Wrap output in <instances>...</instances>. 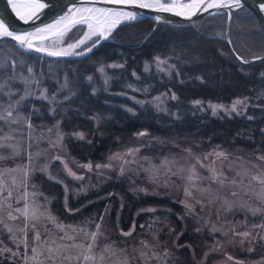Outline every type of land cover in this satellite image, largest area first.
Here are the masks:
<instances>
[{"label": "trees", "instance_id": "16d2710c", "mask_svg": "<svg viewBox=\"0 0 264 264\" xmlns=\"http://www.w3.org/2000/svg\"><path fill=\"white\" fill-rule=\"evenodd\" d=\"M83 30L84 26L73 28L62 44L74 41ZM223 35L224 15L219 13L176 24L153 25L147 19L124 23L108 40L79 59H49L0 41V53H9L7 65L9 61L13 65H0V105L3 94L14 87V79L31 69L37 95L20 99V109L31 114L27 123L55 126L62 133L55 164L64 162L67 170L85 177L84 166L90 163L92 169L110 175L103 182L94 180L90 192L64 201L58 180L37 175L39 188L49 198V208L58 219L67 221L105 211L112 236L128 238L149 219L143 209L161 207L166 210V220L180 231L179 241L196 240L188 222L183 221V226L172 217L177 211L175 202L154 195H134L122 179L115 177L113 167L95 166L111 163L114 160L109 161V157L115 151L135 145L146 154H176L180 148L173 147L171 141L192 142L200 149L218 146L240 151L241 155L264 152V59L238 63L222 40ZM228 37L239 57L264 55L260 25L246 8L230 13ZM157 58L165 61L160 64L164 71L156 66ZM101 66L103 72L99 71ZM172 94L177 99H171ZM158 96L165 97L162 111L152 105V98ZM234 98H246L247 105L241 114L229 117L198 115L189 105L194 99L228 102ZM140 132L147 135L138 136ZM128 232L131 235L123 234ZM179 250L173 248L175 257L182 255Z\"/></svg>", "mask_w": 264, "mask_h": 264}, {"label": "rangeland", "instance_id": "374dc122", "mask_svg": "<svg viewBox=\"0 0 264 264\" xmlns=\"http://www.w3.org/2000/svg\"><path fill=\"white\" fill-rule=\"evenodd\" d=\"M86 31L87 28L84 27L82 34L69 43H76ZM95 39L96 37H92L91 40L86 41V45ZM45 43L51 44L52 41L48 40ZM69 43L61 44L60 47H67ZM84 47L85 45H81L76 51H81ZM7 55L9 53H0V65H10L13 68L12 62L9 61L10 64L7 65L9 60ZM160 68L159 66V70L162 71L163 69ZM14 80L16 82L14 87L11 90L7 89V93L3 94L5 98L2 97L3 104L0 105V117L6 116L8 111L12 112V116L7 120L0 119V220L13 228L15 239H13V233H9L0 224V264H93L92 261H84L83 255L86 254L84 249L72 247L73 244H82L86 247L91 243L90 235L85 236L83 232H74L72 229H84L91 233L96 231V224H100V234L91 252V255L96 258L95 264H125V261L127 264H190L194 262L197 264H264V227H260L264 225V212L255 214L252 212V209L264 210V199L261 198L264 196V185L252 178L264 177V160L260 159L264 157V152L251 151L241 155L240 151L223 147L200 149L192 142L178 144L172 141L170 143L173 147L180 148L176 154H146L140 151L138 145L115 151L114 153L124 154L128 149H139L135 155L125 156L128 161L136 162L126 165L124 174L120 173V161L111 162L115 177L122 179L127 184V190L134 192V195H154L175 202L177 211L172 214V217L178 218L182 225L183 221L188 222L190 234L196 240L179 241L180 231L174 230V227L166 220V210L161 207L143 209V214L149 215L147 220L149 225L147 222L145 225L139 224V229L133 236L114 238L104 219V213L108 215L105 211L99 215L81 214L80 218L76 217L67 221L58 219L51 212L49 198L39 188L37 175L45 176L53 181L58 180L62 188L63 201L85 191L90 192L92 187H95L94 180L103 182L110 175L99 169L87 168V174L83 179H75L72 175L70 176L64 162L55 164L54 160L61 152L62 133L55 129V126L36 127L27 123V118L30 119L31 114H24L20 109L22 97L33 98L37 95V81L28 70L22 77ZM20 85L24 88L23 92H20ZM42 97L45 98V95ZM164 98V96L161 97L162 102L152 98V105L156 111H162ZM236 99L245 100V98H234L228 102H218L194 99L189 101V105L198 115L229 117L241 114L245 110L247 100L245 104L237 105L235 112L217 109L215 115L209 104L224 105L225 108L230 109ZM134 100L130 98L131 102ZM197 100L201 102L199 105L194 103ZM188 149H191V154L186 151ZM217 152H223L227 158L217 156ZM145 157L149 159H143ZM194 157H200L207 167L201 168L199 164H196ZM165 158L171 162L167 165L171 168V172L184 168L185 172L182 174L184 177L187 176L189 167L196 164L199 177L194 181L196 187H192L185 178L171 175L164 167H160L157 175L153 165L160 166ZM68 160V163L72 162L70 158ZM73 167L79 170L78 166L73 165ZM143 169H149V171L145 172ZM209 169L222 173L219 178L223 180L222 185L218 180L209 179L212 175ZM150 174L156 178L150 179ZM233 180L236 183L233 184ZM186 186L191 189L192 196H185ZM196 188L207 189V191L199 192ZM232 193L236 195L233 196ZM225 200L233 207L228 208ZM186 204H192L194 210L190 211ZM26 205L29 217L16 211L18 208L24 209ZM33 209L39 216V219L35 221L30 218ZM9 213L17 219H10ZM40 213L44 215L40 216ZM49 214L55 218L54 221L48 219ZM26 223L29 227L25 236L20 229H23ZM33 223L36 225L35 228L31 227ZM58 225H62L63 228ZM37 232L40 233L39 240L35 238ZM245 232L249 235H242ZM23 239L27 240V248L20 242ZM105 246H108L107 250ZM33 247L37 249L35 259L32 258ZM49 248L53 249L51 254L48 251ZM173 248L180 249L182 255L175 257ZM3 249H11V251ZM13 253L17 254L13 255ZM50 256H54L55 260L50 259ZM101 256L104 258L102 261Z\"/></svg>", "mask_w": 264, "mask_h": 264}, {"label": "snow or ice", "instance_id": "6c2138e0", "mask_svg": "<svg viewBox=\"0 0 264 264\" xmlns=\"http://www.w3.org/2000/svg\"><path fill=\"white\" fill-rule=\"evenodd\" d=\"M105 3L108 4H114V5H123V6H138L139 8H152L156 9L161 12H172L175 13L178 16H184L186 18H191L192 16H195L198 12H207L209 9H220V8H228L230 6L235 7H242L241 0H169L168 3H165L164 0H104ZM7 5L11 6L12 11L16 14V16L20 19L25 21L26 23L29 20H32L33 18H39L38 13H40L43 9L49 7L47 3L42 2V0H7ZM260 9L264 11V3H261L259 5ZM215 14V13H213ZM137 19V13L133 11H127L124 10V8L115 7V8H109V7H97L95 6V0H82V3L80 6L76 4H72L71 7L67 9L62 15L58 16L56 19L53 20L52 23L44 24L42 27L35 28L33 31H24L19 32L15 30H11L10 26L3 20L0 19V37H10L12 40L16 41L19 46L27 51H36V52H43L46 53L48 56L52 57H67V56H85L87 53L92 52L94 48L97 47V45L100 44L102 40L109 39L111 37V34L113 31L122 23L128 22V21H134ZM155 19L159 21L161 19L160 16H156ZM77 26H86L87 31L84 32V35L81 39H79L76 43H69L67 47H60V45L64 41V37ZM92 37H96L95 41L91 44V46L86 45V41H89L92 39ZM51 40V44H46L45 42ZM81 45H85L84 49L82 51H76V49L80 48ZM256 59H261L260 57H257ZM165 63V61H161L159 58H157V67L159 68L160 64ZM244 63H248V61H244ZM112 67H123L122 65H112ZM174 67V66H173ZM147 68V65H146ZM31 71V69H29ZM100 72L104 71L103 66L99 69ZM264 75V74H262ZM89 80L92 79V77H88ZM23 99V97L21 98ZM155 101L162 102L161 97H155ZM171 99H177L175 94H172ZM246 100V98H245ZM245 100L236 99L233 101L231 108H225L224 105H212L209 104V107L212 109L213 115L216 114L217 109H224L225 111L235 112L237 109V105H243L245 104ZM138 104H144V101H137ZM195 104L199 105L201 102L199 100L194 101ZM157 107H159V104H157ZM129 112H132L133 109L129 108ZM12 116V112L8 111L6 116L0 117V119L7 120L9 117ZM80 136V138H83L82 133L76 134ZM138 136H145L147 135L146 132H140L137 134ZM191 154V149L186 150ZM139 149H128L126 153L120 154L115 153L113 156L109 157V161L112 160H118L120 161V173L124 174L125 172V166L129 163H135L136 161H128L125 159V156L127 155H135V153H138ZM18 154V153H17ZM217 156L225 157V154L223 152H217ZM207 157H205L206 159ZM56 159H59V157H56ZM145 160H148L149 158L145 157L143 158ZM196 160V164H199L201 168L207 167L205 165L200 157H194ZM261 160H264V157H260ZM171 162L165 158L160 166L153 165V169H155L157 175L159 174L160 167H164L167 172H170L171 175L180 176L181 178H185L189 184L192 185V187H196L194 181L196 179H199L196 171V164H193L188 169V174L186 177L182 176V174L185 172L184 168L178 169L176 172H171V168H168L167 165H169ZM67 168V165H65ZM84 167H87L91 170L92 165L89 163L88 165H85ZM96 168H109L112 167L111 163L100 165L97 164L95 166ZM43 170V169H42ZM145 172H148L149 169H143ZM69 174L72 175L75 179H83L81 176H77L74 172H72L70 169L68 170ZM209 171L212 173L211 177L209 179L211 180H218L219 183L222 185L223 180L219 179L222 176V173H217L214 169H209ZM150 179H155V176H152L150 174ZM253 179L259 180V182L264 185V177L254 176ZM232 183H236L235 180L232 181ZM199 192H206L207 189L203 188H196ZM185 196L189 197L192 196V191L189 187L184 188ZM9 195L11 193L9 192ZM233 196L236 195V193H232ZM264 199V196L261 197ZM225 204L228 205V208L233 207L232 204H230L227 200H225ZM186 207L191 211L193 209L192 204H186ZM17 212L22 213L25 217H29V211L27 205L24 209H16ZM149 211H154V209H149ZM253 214L256 212H264L262 209H252ZM40 216L44 215V213H40ZM9 218L12 220H16L17 217L13 216L11 213H9ZM31 220L35 221L39 219V216L37 215V212L35 209H33L31 213ZM48 219L55 220L54 217H52L50 214L48 215ZM0 224L3 225L4 228L7 229L9 233H13V228L10 227L8 224L3 223L2 220H0ZM29 225L28 223L25 224V227L23 229H20L21 232L25 233L28 229ZM32 228H35L36 225L33 223L31 225ZM58 227L63 228L62 225H58ZM260 227H264V225H260ZM96 231L88 233L84 229H72L74 232H83L85 236L91 237V243H89L86 247L82 244H73L72 247L75 248H81L84 249V252L86 254L83 255L84 261H92L93 264H95V257L91 255V252L95 246L97 236L100 234V224L95 225ZM124 235H131V232L123 233ZM242 235L248 236L249 233L245 232ZM36 240H39L40 233H36ZM13 239H15V235L13 233ZM68 239H72V237H68ZM24 244L25 248L28 247L27 240L23 239L20 241ZM63 247V246H59ZM108 246H105V250H107ZM4 251H11V249H3ZM49 253L51 254L53 252L52 248L48 249ZM33 252V259L36 258V252L37 249L35 247L32 248ZM17 253H13V255H16ZM143 255V253L141 254ZM50 259L55 260L54 256H50ZM27 259V258H26ZM70 259V258H69ZM79 259V257H77ZM104 258L103 256L100 257V260L102 261ZM125 264H127V261H125Z\"/></svg>", "mask_w": 264, "mask_h": 264}, {"label": "water", "instance_id": "95a60500", "mask_svg": "<svg viewBox=\"0 0 264 264\" xmlns=\"http://www.w3.org/2000/svg\"><path fill=\"white\" fill-rule=\"evenodd\" d=\"M42 2L47 3L49 7L43 9L40 13H38L39 18H33L32 20H29L27 23L23 20H20L16 14L12 11L11 6L7 5V0H0V19H3L9 26L11 30L24 32V31H33L35 28L42 27L44 24L52 23L54 19H56L58 16L62 15L69 7H71L72 4H76L78 6L81 5L82 0H42ZM169 2V0H168ZM166 2V3H168ZM187 2V0H185ZM261 3H264V0H241L242 7H235L230 6L228 8H220V9H209L207 12H198L195 16H192L190 19L186 18L184 16H178L175 13L172 12H161L156 9L152 8H139L138 6H123V5H114V4H108L105 3L104 0H95V6L97 7H109V8H115L120 7L124 8V10L127 11H133L137 13V19L134 21H128L129 22H135L141 19H147L149 20L153 25L156 24H176L181 21H194L198 20L204 17H209L215 14L222 13L224 15V35L222 37V40L225 42L228 50L230 51L232 57L240 64H251L259 60L264 59V55L258 56L261 59H256L257 57L249 58V59H243L239 57L234 50L231 47V44L229 42L228 37V24L230 20V13L238 11L240 9L246 8L249 10L252 15L255 17L257 22L260 25L262 36H263V42H264V11H262L259 7ZM215 13V14H213ZM156 16H160L161 19L157 21L155 19ZM124 24V23H122ZM85 29L87 28L84 26ZM108 40V39H106ZM0 41H8L10 42L16 49L26 52V53H32L36 55L43 56L45 58L49 59H79L84 56H67V57H52L48 56L46 53L43 52H36V51H27L19 46V44L16 43V41L12 40L10 37H0ZM105 40H102L100 43H102ZM91 46V45H89ZM98 46V45H97ZM95 49V48H94ZM82 51V50H81ZM89 54V53H87ZM86 54V55H87ZM85 55V56H86ZM244 61H248V63H244Z\"/></svg>", "mask_w": 264, "mask_h": 264}]
</instances>
